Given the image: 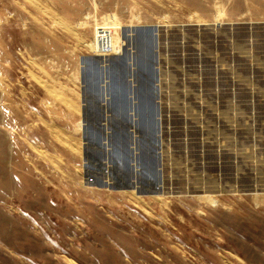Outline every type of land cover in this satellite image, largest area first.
I'll return each mask as SVG.
<instances>
[{"label": "rangeland", "instance_id": "374dc122", "mask_svg": "<svg viewBox=\"0 0 264 264\" xmlns=\"http://www.w3.org/2000/svg\"><path fill=\"white\" fill-rule=\"evenodd\" d=\"M0 264H264V0H0Z\"/></svg>", "mask_w": 264, "mask_h": 264}]
</instances>
